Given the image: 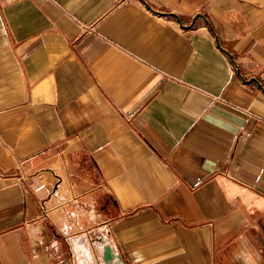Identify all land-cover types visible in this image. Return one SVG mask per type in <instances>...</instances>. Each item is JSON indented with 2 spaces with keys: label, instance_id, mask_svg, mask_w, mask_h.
Masks as SVG:
<instances>
[{
  "label": "crops",
  "instance_id": "crops-1",
  "mask_svg": "<svg viewBox=\"0 0 264 264\" xmlns=\"http://www.w3.org/2000/svg\"><path fill=\"white\" fill-rule=\"evenodd\" d=\"M264 264V0H0V264Z\"/></svg>",
  "mask_w": 264,
  "mask_h": 264
},
{
  "label": "water",
  "instance_id": "water-1",
  "mask_svg": "<svg viewBox=\"0 0 264 264\" xmlns=\"http://www.w3.org/2000/svg\"><path fill=\"white\" fill-rule=\"evenodd\" d=\"M117 258L118 256L116 255L111 246L105 247L103 254V259L105 262H107L108 264H114L115 262H119Z\"/></svg>",
  "mask_w": 264,
  "mask_h": 264
},
{
  "label": "rangeland",
  "instance_id": "rangeland-1",
  "mask_svg": "<svg viewBox=\"0 0 264 264\" xmlns=\"http://www.w3.org/2000/svg\"><path fill=\"white\" fill-rule=\"evenodd\" d=\"M107 246H110V244H108L107 242H106V247ZM105 249V248H104ZM104 249H103V252L101 253L102 255H100V254H97L96 252H95V258L99 261V263L101 262V263H104L105 261H104V259H103V254H104ZM106 264H108L107 262H106Z\"/></svg>",
  "mask_w": 264,
  "mask_h": 264
},
{
  "label": "bare ground",
  "instance_id": "bare-ground-1",
  "mask_svg": "<svg viewBox=\"0 0 264 264\" xmlns=\"http://www.w3.org/2000/svg\"><path fill=\"white\" fill-rule=\"evenodd\" d=\"M114 264H121V262L119 263V262H115Z\"/></svg>",
  "mask_w": 264,
  "mask_h": 264
}]
</instances>
